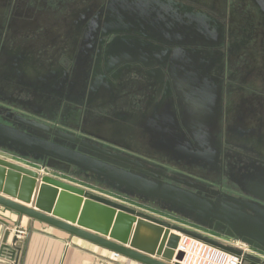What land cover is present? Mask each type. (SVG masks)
Wrapping results in <instances>:
<instances>
[{"label": "flooded vegetation", "instance_id": "1", "mask_svg": "<svg viewBox=\"0 0 264 264\" xmlns=\"http://www.w3.org/2000/svg\"><path fill=\"white\" fill-rule=\"evenodd\" d=\"M186 87L202 91L203 109ZM15 116L203 195L252 199L245 177L264 184V0H0V122ZM196 119L208 128L195 133ZM169 134L172 152L215 163L158 150Z\"/></svg>", "mask_w": 264, "mask_h": 264}, {"label": "water", "instance_id": "2", "mask_svg": "<svg viewBox=\"0 0 264 264\" xmlns=\"http://www.w3.org/2000/svg\"><path fill=\"white\" fill-rule=\"evenodd\" d=\"M183 91L189 106L204 108L207 99L199 88L186 87ZM195 117H200V113ZM190 126L199 133L204 131L203 127L208 128L209 123L196 119ZM188 130L196 144L204 140V137L195 136L192 129ZM172 136L169 134L158 141L156 148L172 152L175 135ZM177 139L185 144L183 134ZM207 139H210L209 135ZM0 151L40 165L42 170L61 172L96 185L264 254V184L259 180L254 182L245 177L246 189L242 190L252 197L249 200L217 192L203 195L202 191L209 192L200 186L176 177L168 178L162 171L134 158L107 151L102 146L19 116H15L10 125L0 122ZM171 155L175 160L189 158L196 162L203 158L215 163L211 153L202 155V152L178 149ZM0 208L18 216L16 235L22 219L26 218L137 264H179L182 254L176 253V249L180 235L234 256H243L235 248L1 158ZM142 231H147L149 236L145 238ZM6 234L1 254L7 253L14 261L18 235L8 246ZM244 261V264H264L249 256Z\"/></svg>", "mask_w": 264, "mask_h": 264}, {"label": "crops", "instance_id": "3", "mask_svg": "<svg viewBox=\"0 0 264 264\" xmlns=\"http://www.w3.org/2000/svg\"><path fill=\"white\" fill-rule=\"evenodd\" d=\"M18 221L15 213L0 208V264H137L26 218L20 224L26 235L17 238L15 260L11 261L7 253L1 254V247L6 233V244L13 243ZM142 234L149 236L147 231Z\"/></svg>", "mask_w": 264, "mask_h": 264}, {"label": "rangeland", "instance_id": "4", "mask_svg": "<svg viewBox=\"0 0 264 264\" xmlns=\"http://www.w3.org/2000/svg\"><path fill=\"white\" fill-rule=\"evenodd\" d=\"M52 3H54V2H52ZM48 55H51V54H48ZM48 55H46V57ZM0 158L6 160L8 162L14 163L16 165L25 167L27 169L38 171L43 176L56 179L58 181L67 183V184L72 185L74 187L83 189L89 193L99 195V196L104 197L106 199H109L111 201L117 202L119 204L125 205V206L130 207V208H133L137 211H140L142 213L150 215L154 218H157L159 220H162V221L168 222L172 225H175L181 229H184L186 231L195 233V234L203 236V237H207L208 239L217 241L223 245L235 248L239 251L244 250V249L248 250V252H250V253H253V251H254V250H251L250 248L248 249V247L243 246L239 243H236L232 240L223 238V237L216 235L212 232H209L207 230H202V229H199V228H197V227H195L189 223L180 221V220H178V219H176V218H174L168 214H165L161 211L153 209L152 207L141 205V204H139L135 201H132L130 199H127L123 196L115 195L109 191H105L101 188L96 187V185L93 186V185L86 184L83 181L76 179L75 177L67 176L61 172H55V171H52L50 169L49 170L48 169L42 170L40 168V165H36L35 163H32L30 161L20 159L19 157L12 155L10 153H4V152L0 151ZM254 253H256V251H254ZM255 255L256 254H252V255H250V257L253 259H259L260 260V258H258ZM261 261H263V260L261 259Z\"/></svg>", "mask_w": 264, "mask_h": 264}, {"label": "built area", "instance_id": "5", "mask_svg": "<svg viewBox=\"0 0 264 264\" xmlns=\"http://www.w3.org/2000/svg\"><path fill=\"white\" fill-rule=\"evenodd\" d=\"M17 235L18 237H24L26 232L20 228ZM240 251L243 256L237 257L185 235L179 236L176 249V253L182 254V259L179 264H244L245 258L247 256L250 257L252 254H256L255 256L260 258V260H256L261 261L262 259V262H264V254L254 253V251L250 253L246 249Z\"/></svg>", "mask_w": 264, "mask_h": 264}]
</instances>
